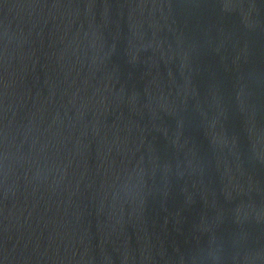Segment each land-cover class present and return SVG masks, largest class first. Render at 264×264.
Here are the masks:
<instances>
[{"label":"water","instance_id":"obj_1","mask_svg":"<svg viewBox=\"0 0 264 264\" xmlns=\"http://www.w3.org/2000/svg\"><path fill=\"white\" fill-rule=\"evenodd\" d=\"M0 264H264V0H0Z\"/></svg>","mask_w":264,"mask_h":264}]
</instances>
